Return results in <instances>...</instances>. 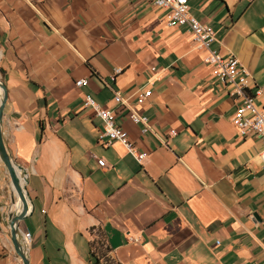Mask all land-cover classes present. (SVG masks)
Returning a JSON list of instances; mask_svg holds the SVG:
<instances>
[{
	"label": "crops",
	"instance_id": "crops-1",
	"mask_svg": "<svg viewBox=\"0 0 264 264\" xmlns=\"http://www.w3.org/2000/svg\"><path fill=\"white\" fill-rule=\"evenodd\" d=\"M186 2L214 33L207 49L143 0H0V134L24 171L28 264H264L260 144L238 136V102L203 64L207 51L231 56L264 85V0ZM85 96L112 113L140 164L105 145ZM9 191L0 177V264H21Z\"/></svg>",
	"mask_w": 264,
	"mask_h": 264
},
{
	"label": "built area",
	"instance_id": "built-area-1",
	"mask_svg": "<svg viewBox=\"0 0 264 264\" xmlns=\"http://www.w3.org/2000/svg\"><path fill=\"white\" fill-rule=\"evenodd\" d=\"M149 2L157 9L167 12L166 25L168 27H184L186 32L190 33L192 41L203 49L214 41L213 31L204 24H201L188 14L186 0H143ZM209 68L210 76L223 84L228 89V96L238 102L237 107L230 117V122L235 128L239 137L252 135L257 138L260 144L258 157L264 163V85L255 86L251 80H248L247 73L238 64L235 58L231 56L221 57L217 53L207 51V55L203 60ZM153 68L149 72H153ZM119 70H114L117 74ZM86 83L84 79L74 83L75 87L83 86ZM248 85H253L249 91ZM150 92L143 91L137 95V103H141ZM114 103H121L120 98L116 94L113 98ZM82 106L90 109L102 123L101 135L105 139V145L112 142L121 143L131 158L138 164L145 158V154H138L132 146L126 141V135L120 129L113 125L112 113L109 110L99 107L95 102L85 96L82 100ZM127 118L134 124H141V132L147 130L146 121L138 116L134 111H127ZM173 135L172 132L169 134ZM99 167H103L102 160H96ZM20 245L24 246L29 242L30 237L27 233H21Z\"/></svg>",
	"mask_w": 264,
	"mask_h": 264
},
{
	"label": "water",
	"instance_id": "water-1",
	"mask_svg": "<svg viewBox=\"0 0 264 264\" xmlns=\"http://www.w3.org/2000/svg\"><path fill=\"white\" fill-rule=\"evenodd\" d=\"M5 100H6L5 88L3 84L0 82V124H1L2 111ZM0 163L2 164L7 174L9 184L13 188L15 196L17 197L20 203V212L18 214L15 215L8 214L6 216L7 227L9 230V241L12 246L14 254L19 258L21 264H28L25 256V252L19 242V235H18L19 231L17 226L18 222L24 220L25 215L28 212V200L25 194L24 186L20 187L19 178L16 174V171H20L21 174L23 175L22 180L24 182L25 181L24 171L20 166L13 163L10 157L7 155L2 143L1 134H0Z\"/></svg>",
	"mask_w": 264,
	"mask_h": 264
},
{
	"label": "rangeland",
	"instance_id": "rangeland-1",
	"mask_svg": "<svg viewBox=\"0 0 264 264\" xmlns=\"http://www.w3.org/2000/svg\"><path fill=\"white\" fill-rule=\"evenodd\" d=\"M0 166H1L0 177L2 178V180H4L7 183V181H9L7 174H6L3 166L1 164H0ZM10 198H11V200L10 201L6 200L5 205L3 206V212L4 213L7 212V215L12 214L11 211H13V205L16 203L15 195H13L12 191L10 192ZM100 250L101 249H99V251Z\"/></svg>",
	"mask_w": 264,
	"mask_h": 264
},
{
	"label": "bare ground",
	"instance_id": "bare-ground-1",
	"mask_svg": "<svg viewBox=\"0 0 264 264\" xmlns=\"http://www.w3.org/2000/svg\"><path fill=\"white\" fill-rule=\"evenodd\" d=\"M16 174H17V176L19 178V185H20V187H22L23 184H24V182L22 180L23 179V175L21 174L20 171H16ZM11 190H12L13 195H15L14 190H13L12 187H11ZM15 199H16V203L13 205V211H11L12 215L18 214L20 212V203H19V201H18L16 196H15ZM18 235H19V233H18Z\"/></svg>",
	"mask_w": 264,
	"mask_h": 264
}]
</instances>
